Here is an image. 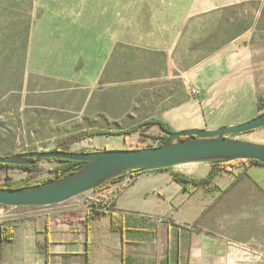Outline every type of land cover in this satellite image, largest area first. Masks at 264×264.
Returning a JSON list of instances; mask_svg holds the SVG:
<instances>
[{
    "label": "crops",
    "instance_id": "obj_1",
    "mask_svg": "<svg viewBox=\"0 0 264 264\" xmlns=\"http://www.w3.org/2000/svg\"><path fill=\"white\" fill-rule=\"evenodd\" d=\"M185 1L187 17L217 15L247 2L264 8V0ZM133 2L33 0L30 72L68 78L71 65L82 61L77 81L96 84L117 43L127 40ZM250 32L245 29L187 72L186 82L199 90V99L174 105L160 118L173 131L215 130L256 116L258 101L247 72ZM175 48L173 40L150 49L171 55ZM211 168L201 162L141 171L124 186L120 179L51 206L0 205V264H264V165L221 172L199 188H184L172 178L180 169L189 178H204ZM112 213L122 217V231L112 230ZM244 217L255 226L246 239L239 231Z\"/></svg>",
    "mask_w": 264,
    "mask_h": 264
},
{
    "label": "rangeland",
    "instance_id": "obj_2",
    "mask_svg": "<svg viewBox=\"0 0 264 264\" xmlns=\"http://www.w3.org/2000/svg\"><path fill=\"white\" fill-rule=\"evenodd\" d=\"M189 4L134 0L127 40L117 43L99 81L88 85L76 79L85 67L82 61L71 65L68 78L30 72L26 57L29 27L35 19L33 0H0V156L54 148L93 152L159 146L168 134L158 126L127 137H88V133L124 130L151 117L163 118L174 105L197 102L199 97L191 94L197 88L186 82L187 72L245 29L252 30L245 35H251L247 72L258 101L255 115L264 112L263 4L247 2L217 15L187 17ZM173 40L176 48L171 55L150 49L152 43L168 47ZM238 139L264 144V128ZM56 164L40 160L35 172L0 169V183L37 185L53 177L50 169ZM178 172L183 174L182 169ZM239 228L246 239L255 226L244 217Z\"/></svg>",
    "mask_w": 264,
    "mask_h": 264
},
{
    "label": "water",
    "instance_id": "obj_3",
    "mask_svg": "<svg viewBox=\"0 0 264 264\" xmlns=\"http://www.w3.org/2000/svg\"><path fill=\"white\" fill-rule=\"evenodd\" d=\"M264 128V112L240 124L215 130L175 131L161 145L142 149H112L93 152L45 151L0 156V164L35 165L40 160L83 162L71 175L21 188L0 187V205L43 207L64 203L94 191L110 179L131 170L151 171L189 163L256 160L264 164V144L238 139ZM33 159V160H30Z\"/></svg>",
    "mask_w": 264,
    "mask_h": 264
},
{
    "label": "trees",
    "instance_id": "obj_4",
    "mask_svg": "<svg viewBox=\"0 0 264 264\" xmlns=\"http://www.w3.org/2000/svg\"><path fill=\"white\" fill-rule=\"evenodd\" d=\"M116 50V49H115ZM153 126H158L163 132L167 133L168 136L162 139L161 144H163L170 135H172L175 131H173L168 123L163 121L160 118H155L151 117L145 121H142L134 126H131L127 129L124 130H110V129H97L93 130L88 133V137H95V136H130L133 133L139 131L141 128H150ZM57 148L52 149L51 151H57ZM49 162H56V166L52 167L50 169L51 172L54 173L53 177L46 178L42 180L40 183H46L50 181H54L57 179L65 178L72 173H74L78 168H80L83 165V162H77V161H67V160H59V159H50L47 160ZM212 165V168L209 172V174L200 179H192L187 177L186 175L180 173V172H175L173 173V180L179 184H181L184 188H186L188 185H193L196 187H202L205 185H208L213 182L215 177L219 175L221 172H227V173H232L236 169L244 166V165H264L256 160H236V161H231L227 163L219 162V161H210L209 162ZM13 167H20L26 171H37L38 170V162L35 165H24V166H13V165H8V164H0V169H8V168H13ZM172 168V167H168ZM168 168H162L158 170H165ZM141 171L139 170H131L126 173L121 174L119 177L110 179L106 181L104 184L100 185L98 188H96L94 191H99L104 189L105 187L112 185L116 181H119L120 179H123L127 174H136ZM35 184L30 183L28 181H24L22 183H6V184H1L0 187L2 188H8V189H14V188H21V187H28V186H33ZM122 222L123 219L121 216L116 215L115 213L111 214V228L113 231H122ZM6 236H9L6 233Z\"/></svg>",
    "mask_w": 264,
    "mask_h": 264
},
{
    "label": "built area",
    "instance_id": "obj_5",
    "mask_svg": "<svg viewBox=\"0 0 264 264\" xmlns=\"http://www.w3.org/2000/svg\"><path fill=\"white\" fill-rule=\"evenodd\" d=\"M191 94H192V96L195 98V97H198V96H199L200 92H199V90H197V89H193L192 92H191ZM50 164H51V162H50ZM132 179H133V175H132V174H127V175L123 178V180H122V184H123V185H121V186H124L125 183H128V182H129L130 180H132Z\"/></svg>",
    "mask_w": 264,
    "mask_h": 264
},
{
    "label": "flooded vegetation",
    "instance_id": "obj_6",
    "mask_svg": "<svg viewBox=\"0 0 264 264\" xmlns=\"http://www.w3.org/2000/svg\"><path fill=\"white\" fill-rule=\"evenodd\" d=\"M30 160H33V159H30Z\"/></svg>",
    "mask_w": 264,
    "mask_h": 264
}]
</instances>
